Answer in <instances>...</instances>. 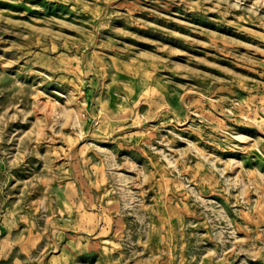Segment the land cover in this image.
Here are the masks:
<instances>
[{"label": "rangeland", "instance_id": "rangeland-1", "mask_svg": "<svg viewBox=\"0 0 264 264\" xmlns=\"http://www.w3.org/2000/svg\"><path fill=\"white\" fill-rule=\"evenodd\" d=\"M0 264H264V0H0Z\"/></svg>", "mask_w": 264, "mask_h": 264}]
</instances>
